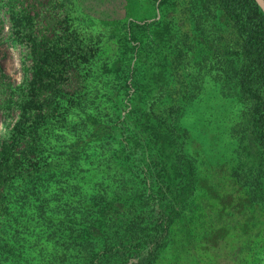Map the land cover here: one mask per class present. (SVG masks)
Here are the masks:
<instances>
[{"label": "rangeland", "instance_id": "1", "mask_svg": "<svg viewBox=\"0 0 264 264\" xmlns=\"http://www.w3.org/2000/svg\"><path fill=\"white\" fill-rule=\"evenodd\" d=\"M39 3L35 9L23 10L19 0H0V159L2 146L17 141L11 150L14 161L9 159L11 166L0 173V179L6 176L8 181L0 191V256H4L0 264H6L1 258L9 255L6 250L14 236H32V228L47 229L48 223L57 220L47 217L44 223L39 218L45 203L51 204L60 190L71 198L73 185L101 175L105 155L88 165L85 153L89 145L107 147L108 122L118 126L116 145L111 146L118 152L123 127L127 142L137 143L138 138L147 142L150 129L143 122L149 119L171 128L178 123L191 132L177 157L180 165L186 159L193 163L194 177L184 197L190 205L173 218L169 243L162 248L157 245L147 260H129L114 250L106 264H264V212L230 181L232 152L221 151L214 159L208 119L198 117L194 104L186 110L185 104L172 101L175 74L165 78L161 73V93L157 89L156 76L165 65L161 62V0ZM36 62L44 63L49 75H58L57 85L33 80ZM123 72L138 77V88L118 93L111 103L107 83L118 84L114 80ZM205 85L210 88L211 84L206 81ZM33 129L35 133L29 134ZM221 131L225 133L224 128ZM220 142L223 147L224 141ZM23 156L25 170L13 171L14 162ZM151 161L142 159L141 166L149 169ZM118 174L130 192L133 174L129 170ZM145 185L139 183L136 188L144 191ZM117 195L114 192L113 198ZM121 213L115 215L118 220ZM128 218L132 224L141 221L136 214ZM146 241L152 248L158 243L154 237ZM98 251L105 255L101 248Z\"/></svg>", "mask_w": 264, "mask_h": 264}, {"label": "trees", "instance_id": "2", "mask_svg": "<svg viewBox=\"0 0 264 264\" xmlns=\"http://www.w3.org/2000/svg\"><path fill=\"white\" fill-rule=\"evenodd\" d=\"M39 1L19 3L23 10L35 9ZM161 31V62L165 65L156 76L157 89L161 93V73L165 78L177 76L176 97L172 101L185 104L186 110L194 104L198 117L208 119L214 143L210 153L216 159L221 151L232 152L230 181L241 186L249 203L260 204L259 209L264 212V7L258 0H161ZM44 68V63L33 65V80L57 85L58 75L51 76ZM189 69L194 72L191 74ZM137 78L133 72H123L114 80L118 84L109 81V101L115 103L118 93L130 92L138 85ZM143 126L150 129L147 142L139 138L137 143L127 142L123 127L117 152L111 146L116 145L118 126L108 122L107 147L89 145L85 153L88 165L105 155L106 167L101 175L73 185L71 198L60 190L51 204L44 200L39 218L44 223L47 217L57 220L48 223L47 229L32 228V236H14L10 248L6 250L8 247L4 246L9 255L1 260L6 264H106L112 252L118 250L126 259L144 262L155 254L157 245L166 246L172 238L173 218L190 205L184 197L191 185L188 181L194 177L193 163L186 159L180 165L177 157L181 153L178 150L189 142L191 132L181 124L174 123L171 128L156 119L144 121ZM222 128L225 133L219 132ZM33 133L34 129L29 132ZM223 133L228 141L223 139ZM220 139L224 141L223 147L219 145ZM12 146H2L0 173L14 161ZM145 158H152L149 169L141 166ZM168 158L172 159L171 164ZM23 160L24 156L16 159L12 170L24 171ZM127 169L134 179L130 192L125 183L121 184L118 174ZM143 182L144 191L136 188ZM7 184L3 176L0 191ZM164 189L167 193H161ZM114 192L118 195L113 198ZM139 192L142 194L137 195ZM117 212L123 214L121 220L116 218ZM133 214L141 221L132 224L128 216ZM153 237L158 243L147 247L146 240ZM99 248L105 255L99 254Z\"/></svg>", "mask_w": 264, "mask_h": 264}, {"label": "bare ground", "instance_id": "3", "mask_svg": "<svg viewBox=\"0 0 264 264\" xmlns=\"http://www.w3.org/2000/svg\"><path fill=\"white\" fill-rule=\"evenodd\" d=\"M260 2V4L262 5V7H264V1L263 0H258Z\"/></svg>", "mask_w": 264, "mask_h": 264}]
</instances>
